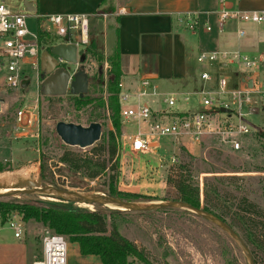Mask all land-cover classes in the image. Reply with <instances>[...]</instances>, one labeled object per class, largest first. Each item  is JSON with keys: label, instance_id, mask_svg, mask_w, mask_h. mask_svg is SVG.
I'll return each instance as SVG.
<instances>
[{"label": "rangeland", "instance_id": "rangeland-1", "mask_svg": "<svg viewBox=\"0 0 264 264\" xmlns=\"http://www.w3.org/2000/svg\"><path fill=\"white\" fill-rule=\"evenodd\" d=\"M0 3L8 6L13 12L27 15L28 26L36 29L37 21L32 12L24 9L23 0H0ZM257 25L264 41V22ZM43 33V36L48 34ZM60 39L65 38L57 37V35L42 37L41 51ZM78 48L84 54V60L69 67L72 71L81 67L87 73L88 87L83 94L89 93L91 96H102L106 99V82L110 70L108 56L90 40V35L86 42L78 44ZM2 54L3 49L0 45V98H3V102H0V163L5 168L0 172V188H20L19 182L23 178H27L24 186L39 185L37 177L41 176L40 157H44L49 162L51 169L56 168L52 165L58 167L56 179L52 183L47 181L48 183L60 184L64 181L67 186H71L73 175L67 174L63 166L58 165V157L62 153L63 146L66 145L56 135L54 126L58 120L88 124L89 108L75 109L73 99L78 93L70 89L63 94L41 92L40 72L37 78L33 73L29 74L31 81L24 87L8 86L3 76L5 62ZM201 64L211 72H221L229 77L233 75L235 77L236 70L239 67L243 68L239 64H227L224 67L216 64V68L208 67V62H201ZM174 96L176 99L174 108L181 109V107L194 106L193 103L195 100L198 102L201 95L190 93L188 99L184 98V94ZM35 97H38L40 132L38 138H30L16 133L13 120L16 109L24 100ZM150 98L145 95L141 102H147L154 107L157 103L152 104ZM135 103L134 96L121 100V106L124 108L134 106ZM249 118L258 121L256 116ZM104 121L102 132L113 129L109 119ZM120 121L121 127L129 124L125 126V137H119L118 140L120 159L118 190L146 193L145 195L156 194L157 199L158 197L166 198L159 200H174L176 190L168 185L167 177L181 172L183 175H189L200 186L201 207L207 203L210 208L222 214L229 224L238 223L235 213L242 211L239 208L242 198H246L248 203L255 204L260 211H264V198L261 196V191H264V144L256 142L254 137L242 138V147L237 151H232L211 136H204L201 143L195 144L192 148L189 146L192 151L183 144L189 139L183 141L176 138L173 141L164 139L161 150L154 148L146 153H139L131 151L127 141L138 131V127L147 130L148 123L139 122L138 124L136 121L121 118ZM172 157L177 158L176 162L172 161ZM181 164L185 165L184 169L179 168ZM9 174L14 175L13 179L16 181L13 182L14 184L5 186L3 180ZM76 178L81 180L79 176ZM104 180V176L94 180L84 179V187L75 185L72 187L100 192L104 186ZM206 185L215 187L218 195L214 191L204 192ZM4 198L33 204L61 199L53 194L38 193ZM74 202L78 206L93 208V204ZM8 218L20 219L24 232L34 235L37 240L40 239L43 232L41 223L37 224L33 219L23 221L17 211L11 212ZM111 220L116 223L119 232L134 241L153 264H248L239 246L226 232L205 218L184 209L166 208L145 213L129 211L107 214V223ZM253 232L255 242L249 243V248L253 251L256 264H264V229L257 226L253 228ZM28 240L31 241V237ZM66 241L67 252L72 255L77 243L67 238ZM20 243L21 241L14 237V231L8 220L4 223L0 221V255L21 253L24 246H20ZM37 245L33 240V249H36ZM26 247V251L33 252L27 242ZM129 261L130 264H144L134 257H130ZM0 264L10 263L0 261Z\"/></svg>", "mask_w": 264, "mask_h": 264}, {"label": "built area", "instance_id": "built-area-1", "mask_svg": "<svg viewBox=\"0 0 264 264\" xmlns=\"http://www.w3.org/2000/svg\"><path fill=\"white\" fill-rule=\"evenodd\" d=\"M217 27L221 30L227 21L237 23L264 22V10H244L232 7L229 0H217ZM105 16V14H104ZM27 15L11 11L0 3V45L5 62L4 80L10 87H20L23 77L33 73L37 78L40 72V37L38 31L57 34L64 41L84 43L88 39L89 15L84 13H55L42 17L36 29L27 24ZM189 28H196L200 23L206 30L211 29L207 21H200L197 12H186L179 17ZM238 36L245 34V29L237 27ZM196 59L199 62H219L229 60L242 65L238 68L237 82L232 83L228 75L214 76L209 70H202L204 80H213L215 87L200 88L199 109L180 112L174 108L176 99L173 94L164 96L165 108L153 109L147 102H141L140 96L155 95L156 88L147 78L141 80V88L135 94L134 106L122 107L119 116L123 120L148 123V132L137 131L131 138L130 149L133 152L146 153L153 148V141L160 138L189 139L198 144L204 136H211L220 144L228 146L232 151L242 147V138L264 130V48L256 53L240 50L211 49L200 51ZM251 80V85L247 81ZM119 99L127 100L130 92L121 90L119 80ZM38 89V85H37ZM189 98V94L184 96ZM227 109L221 112L220 109ZM166 112V113H164ZM154 113L167 116L162 120L154 117ZM168 113V114H167ZM178 113H185L177 115ZM256 116L258 121L249 118ZM16 133L38 138L40 132V113L38 97L26 99L14 113ZM177 158L172 157L176 162ZM10 227L15 237L22 233V221L9 218ZM32 264H67L66 238L50 229L44 228L41 236V255Z\"/></svg>", "mask_w": 264, "mask_h": 264}, {"label": "crops", "instance_id": "crops-1", "mask_svg": "<svg viewBox=\"0 0 264 264\" xmlns=\"http://www.w3.org/2000/svg\"><path fill=\"white\" fill-rule=\"evenodd\" d=\"M229 2L232 7L244 10H264V0H229ZM32 5L35 7L32 13L37 25L48 13L88 14L90 40L97 44L98 49L106 55L113 53L116 48L119 50L121 90L130 92V96L135 97L134 93L141 88V80L147 78L158 91L155 95H149L151 103H157L154 107L148 103L153 109L165 108L162 99L168 94H184L185 96L190 93L198 94L197 91L204 85L215 87L213 80L206 81L200 75L202 70H207L196 59L200 51L237 49L246 53H256L264 48L259 26L255 23L227 21L221 30L217 27V16L214 13L217 9V0H33ZM186 12H197L200 21L210 23L211 29L206 30L201 23L193 29L187 27L183 21L179 20L180 15ZM237 27L244 28L245 34L238 36ZM216 64L224 67L227 64L237 63L221 60L208 63L207 66L216 68ZM237 71L238 69L235 77L230 76L232 83L237 82ZM211 73L214 76L222 74L216 71ZM143 96H140L139 100ZM193 105L176 110L196 111V108L199 109V99L198 102L195 100ZM170 116L171 114L165 116L154 113L155 118L162 120H168ZM126 125L121 127L120 138L125 137ZM138 130L148 132V129L142 130L140 127ZM164 139L174 140L171 137L155 139L152 149L161 150ZM182 140L184 141L183 138ZM130 142L129 138L127 141L129 147ZM183 144L189 149V146L192 148L196 143L187 140ZM189 150L192 151V149ZM13 178L14 175H6L3 180L4 185L15 183L16 179ZM26 182L27 178L21 179L20 186L23 187ZM147 195L154 198L157 196L150 193ZM43 228L45 227L42 226L41 230H44ZM29 237L31 241L28 240ZM15 238L21 241L20 246L23 245L24 249H21V253H3L0 255V261L10 264H32L40 257L41 237L37 240L34 235L24 232L22 224L21 236ZM33 240L38 244L36 249H33ZM26 242L32 247L33 252L26 251ZM69 262L70 264H102L97 255L81 254L78 244L72 255L67 252V264Z\"/></svg>", "mask_w": 264, "mask_h": 264}, {"label": "trees", "instance_id": "trees-1", "mask_svg": "<svg viewBox=\"0 0 264 264\" xmlns=\"http://www.w3.org/2000/svg\"><path fill=\"white\" fill-rule=\"evenodd\" d=\"M43 34L41 30L38 31L40 39L48 35L55 36V34L46 33V36H43ZM107 56L110 70L106 82V99H103L102 96H91L89 93L76 94L73 104L77 110L85 107L89 108L87 123L99 121L103 126L105 124L104 120L109 119L113 129L102 132L100 140L88 149L63 146L62 153L58 157V165L61 164L67 174L73 175L71 186L84 187V179L94 180L104 176V186L100 192L125 200L152 201L155 198L150 195L121 191L117 188L120 160L118 140L121 136L119 116L120 87L118 85L121 76L119 50L116 48L113 53ZM182 114L185 113H178L177 115ZM251 137H254L253 139L256 142L264 144V130L257 131ZM39 163L42 180L46 181V183H48L47 181L54 182L58 167L52 165L56 167V170L51 169V165L44 157H40ZM179 168L184 169L185 165L181 164ZM4 170L5 168L0 163V172ZM77 176L81 180H78ZM167 183L176 190L174 200H183L196 207H201L202 190L189 175H183L181 172L176 175L170 174L167 177ZM203 191H214L218 195L217 189L208 185ZM261 196L264 198V191H261ZM202 208L226 222L222 214L210 208L207 203ZM239 208L242 211L235 213L238 223H227L242 237L249 247V243L255 242L253 228L258 226L264 229V211H260L255 204L248 203L246 198L241 199ZM13 211H17L23 221L33 219L41 223L45 228L63 235L69 241L76 242L81 254L97 255L102 264H130V257H134L144 264H153L134 241L119 232L113 220L107 223V214L112 215L113 213L129 211L112 209L97 204H93V208L78 206L74 201L64 199L59 201H40L39 204H33L27 201L6 200L4 197H0V221L2 223L6 222L9 219V214ZM108 225H110L109 230ZM250 251L253 256V251L251 249Z\"/></svg>", "mask_w": 264, "mask_h": 264}, {"label": "water", "instance_id": "water-1", "mask_svg": "<svg viewBox=\"0 0 264 264\" xmlns=\"http://www.w3.org/2000/svg\"><path fill=\"white\" fill-rule=\"evenodd\" d=\"M32 3L33 0H23L24 9L33 12L35 7ZM83 60L84 54L80 52L76 42L61 39L51 44L48 48L43 49L39 58L42 77L40 81L41 92L63 94L67 89H70L82 95L88 87V75L81 67L72 71L69 66L78 64ZM30 81L31 76L27 75L21 79L20 86L24 87ZM247 83L251 85V80H248ZM0 102H3V98H0ZM220 111L227 112L228 110L221 108ZM102 127V123L99 121H91L84 125L72 121L58 120L55 123L54 130L65 145L85 149L100 140ZM37 180L40 182V186H28L25 189L0 192V197L38 193L53 194L64 200L97 204L112 209H118L115 207H119V210L124 211L150 212L164 208L184 209L205 218L226 232L239 246L248 264H255L252 253L242 237L227 222L202 207H196L183 200L131 201L102 192L67 186L64 181H61L60 184H48L42 180L41 176H38Z\"/></svg>", "mask_w": 264, "mask_h": 264}, {"label": "bare ground", "instance_id": "bare-ground-1", "mask_svg": "<svg viewBox=\"0 0 264 264\" xmlns=\"http://www.w3.org/2000/svg\"><path fill=\"white\" fill-rule=\"evenodd\" d=\"M37 183H39V185H34V186H40V182L37 180ZM26 187H28V186H23V187H20V188H9V187H7V188H0V192H7V191H11V190H14V189H25ZM115 208H118L119 209V207H115Z\"/></svg>", "mask_w": 264, "mask_h": 264}, {"label": "flooded vegetation", "instance_id": "flooded-vegetation-1", "mask_svg": "<svg viewBox=\"0 0 264 264\" xmlns=\"http://www.w3.org/2000/svg\"><path fill=\"white\" fill-rule=\"evenodd\" d=\"M81 52V51H80ZM41 72V71H40Z\"/></svg>", "mask_w": 264, "mask_h": 264}]
</instances>
